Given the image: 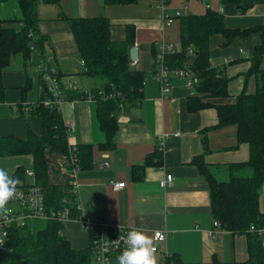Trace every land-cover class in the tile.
Returning a JSON list of instances; mask_svg holds the SVG:
<instances>
[{"label": "crops", "instance_id": "0c3cea01", "mask_svg": "<svg viewBox=\"0 0 264 264\" xmlns=\"http://www.w3.org/2000/svg\"><path fill=\"white\" fill-rule=\"evenodd\" d=\"M207 9L220 12L228 29L264 27V0H239L238 4L164 0L162 9L156 0L38 2L35 14L37 31L43 38L41 50H30L27 55L15 53L0 74V139L12 136L24 140L27 131L40 134L42 129L41 119L23 106L37 100L42 64L47 66L45 70L58 72L63 89H69V83L86 92L93 86L83 73L66 18L104 16L110 23L111 40L127 38L131 42L136 53L130 67L143 74L140 96L132 105L120 103L115 111L116 129L110 144L99 128L91 97L64 98L59 112L68 128L67 144L88 146L84 163L76 166L73 176L80 215L118 228H146L150 235L163 230L165 239L156 244L157 264H163L170 255L183 263L247 259L244 234L233 233L220 223L213 227L217 219L210 212L208 185L192 159L199 158L217 180L228 178L234 170L230 165L247 160L248 145L237 140V125L219 124L215 106L232 104L242 91L254 92V78L246 79L245 73L260 43V33L252 31L228 43L221 34L209 36V63L227 78L226 96H210L196 86L187 88L183 78L172 75L169 90L163 94L152 74L157 44L163 41L179 51L180 18L201 15ZM161 13L172 20L166 23ZM19 18L16 0L0 1V19ZM19 24L13 22L15 27ZM182 66L189 68L185 62L176 67ZM195 102L203 105L188 109ZM0 167L18 178L19 185L27 184L29 178L33 183L28 153L0 154ZM165 174H171L172 182L160 187L158 181ZM120 181L124 186L113 189L112 183ZM257 206L264 213V182ZM61 233L74 249L88 245L87 233L73 220L63 224ZM259 236L264 247V229Z\"/></svg>", "mask_w": 264, "mask_h": 264}, {"label": "trees", "instance_id": "16d2710c", "mask_svg": "<svg viewBox=\"0 0 264 264\" xmlns=\"http://www.w3.org/2000/svg\"><path fill=\"white\" fill-rule=\"evenodd\" d=\"M1 1V0H0ZM20 18L0 19V74L12 55H27L30 50H41L42 36L37 31L35 7L38 2L59 3V0H16ZM119 2L123 0H104ZM221 3L238 4L239 0H220ZM69 30L76 43L82 62L83 73L96 84L89 90L63 89L59 74L54 70L57 88L61 98L91 97L96 103V119L104 132L106 144L116 129L115 111L120 103L126 105L138 102L143 74L130 67L128 49L131 42L109 37V21L104 16L70 17ZM13 22L20 24L15 27ZM260 33V43L250 56V67L246 79L254 78V92L244 91L235 97L232 104L217 105L218 123H235L237 140L248 145V158L232 164L228 178L217 180L199 158L192 159L208 185L210 212L222 227L233 233L245 235L247 259L242 262L220 263L215 258L207 263H183L177 256H166L163 264H264V247L259 233L264 229V213L257 206L260 188L264 182V27L243 30L228 29L224 26L222 14L207 9L201 15L188 14L180 18V50L165 55L170 66L187 63L197 77L196 89L210 96H226L227 78L221 70L209 63L208 38L221 34L228 43L232 38L249 32ZM190 49L192 54L188 55ZM46 65H41L43 75L38 97L29 108V114L41 119L40 134L27 131L24 140L6 136L0 139V154L28 153L32 157V177L42 193L48 209L66 208L70 217L77 214L78 202L73 191L72 168L82 165L88 146L67 144L68 128L63 123L59 109L50 101L52 94L46 85ZM3 86L0 76V98ZM110 95V97H109ZM202 103L189 105L193 110ZM72 154L74 156H72ZM73 159V160H72ZM63 224L56 219L35 220L22 228L9 229L6 246L8 251L1 254L4 264H95L89 245L74 249L61 233ZM123 248L112 253L113 264ZM0 258V259H1Z\"/></svg>", "mask_w": 264, "mask_h": 264}, {"label": "built area", "instance_id": "2783aa9c", "mask_svg": "<svg viewBox=\"0 0 264 264\" xmlns=\"http://www.w3.org/2000/svg\"><path fill=\"white\" fill-rule=\"evenodd\" d=\"M160 8H163L164 0H156ZM178 11L175 12L178 15ZM161 18L166 23H169L172 18L161 13ZM176 52L174 48L166 43L159 42L157 49L155 50L153 57V77L159 83L163 94L169 90V81L171 75L178 78H183L185 81V87L194 88L197 84V77L193 74L190 68L186 66L171 68L165 61V55ZM188 55L192 52L190 49L187 51ZM82 63V62H81ZM53 70H49V73L45 75L46 85L52 94L45 103L52 101L59 109L62 102L61 94L57 88L56 79L53 77ZM69 88L75 89L72 84H68ZM86 91V90H85ZM88 98V97H87ZM72 156H74L72 154ZM73 160V159H72ZM100 164H105L103 161ZM76 171V166L72 168V174ZM172 182L171 174H165L164 177L158 181L160 187H165ZM124 186V182L112 183L113 189H119ZM17 196L11 199L6 205L8 214L6 218H0V256L4 252L6 247L7 232L9 229L22 228L27 224H30L35 220L56 219L58 222L64 224L67 221L73 220L77 222L79 228L84 230L88 236V245L92 252L93 262L95 264H113L112 253L116 249L124 248L123 240H120V236H125L133 228H118L109 226L99 219H90L80 215L79 205H77V214L75 217H70L68 210L62 208L61 210H52L46 208L40 188L34 184H20L17 186ZM213 227H218L219 222L213 221ZM159 233V237L156 238L155 244L165 239L163 230H154L152 235ZM1 258V257H0Z\"/></svg>", "mask_w": 264, "mask_h": 264}, {"label": "clouds", "instance_id": "9594fccd", "mask_svg": "<svg viewBox=\"0 0 264 264\" xmlns=\"http://www.w3.org/2000/svg\"><path fill=\"white\" fill-rule=\"evenodd\" d=\"M19 183L18 178L11 176L6 169L0 167V218L7 217L6 205L17 196ZM149 231L146 228H133L126 237H119L125 247L116 257L118 264H157L155 240L159 237V233L150 235Z\"/></svg>", "mask_w": 264, "mask_h": 264}, {"label": "water", "instance_id": "95a60500", "mask_svg": "<svg viewBox=\"0 0 264 264\" xmlns=\"http://www.w3.org/2000/svg\"><path fill=\"white\" fill-rule=\"evenodd\" d=\"M135 48L133 46H131L129 49H128V57H129V60L133 61L135 60Z\"/></svg>", "mask_w": 264, "mask_h": 264}, {"label": "rangeland", "instance_id": "374dc122", "mask_svg": "<svg viewBox=\"0 0 264 264\" xmlns=\"http://www.w3.org/2000/svg\"><path fill=\"white\" fill-rule=\"evenodd\" d=\"M91 81H92V84H93V85L96 84V82H95L93 79H91ZM109 97H110V95H109ZM26 181H27V182H26L27 184H30V182H31L30 178L27 179ZM27 184H26V185H27ZM7 251H8V248L5 249V252H7ZM0 264H4V260H3V259L0 260Z\"/></svg>", "mask_w": 264, "mask_h": 264}]
</instances>
